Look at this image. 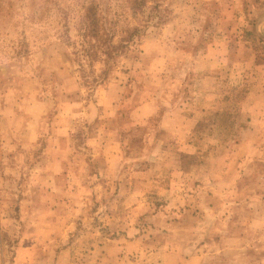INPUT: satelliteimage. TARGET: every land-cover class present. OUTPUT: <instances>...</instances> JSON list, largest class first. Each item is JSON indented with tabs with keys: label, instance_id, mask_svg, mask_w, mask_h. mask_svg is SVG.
Instances as JSON below:
<instances>
[{
	"label": "rangeland",
	"instance_id": "rangeland-1",
	"mask_svg": "<svg viewBox=\"0 0 264 264\" xmlns=\"http://www.w3.org/2000/svg\"><path fill=\"white\" fill-rule=\"evenodd\" d=\"M0 264H264V0H0Z\"/></svg>",
	"mask_w": 264,
	"mask_h": 264
},
{
	"label": "trees",
	"instance_id": "trees-1",
	"mask_svg": "<svg viewBox=\"0 0 264 264\" xmlns=\"http://www.w3.org/2000/svg\"><path fill=\"white\" fill-rule=\"evenodd\" d=\"M96 13H97V7L94 8H89L87 9V14H89V21L91 22V32L93 33V37L97 38L98 34H97V30H98V25H97V21L96 20ZM103 30V28H101V31Z\"/></svg>",
	"mask_w": 264,
	"mask_h": 264
}]
</instances>
